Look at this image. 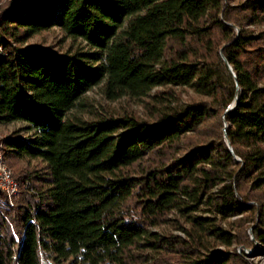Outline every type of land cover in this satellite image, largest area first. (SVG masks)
Here are the masks:
<instances>
[{
    "label": "trees",
    "instance_id": "trees-1",
    "mask_svg": "<svg viewBox=\"0 0 264 264\" xmlns=\"http://www.w3.org/2000/svg\"><path fill=\"white\" fill-rule=\"evenodd\" d=\"M232 3H9L0 126L22 127L0 140L19 188L0 264H249L248 229L264 251V0ZM99 85L146 115L81 103Z\"/></svg>",
    "mask_w": 264,
    "mask_h": 264
},
{
    "label": "rangeland",
    "instance_id": "rangeland-1",
    "mask_svg": "<svg viewBox=\"0 0 264 264\" xmlns=\"http://www.w3.org/2000/svg\"><path fill=\"white\" fill-rule=\"evenodd\" d=\"M11 1L12 0H0V14L2 11H4L7 8V6ZM245 1L246 0H233V3L231 5L234 6L235 4H239ZM253 29L255 30V35H256L259 31L264 30V25L253 27ZM236 32L238 34L239 29H236ZM60 40H61V36L58 33V31H51L48 32L47 34H43L41 36L33 38L27 43V45L43 44L45 46L48 45L55 46L58 44ZM2 52H3L2 48L0 47V54ZM222 78L226 84H231L233 81V77L227 68L222 73ZM101 93H102L101 85L93 87L89 92L85 94L81 103L98 111L106 110V109L109 111L112 110L114 114H118V115L136 114L139 117H144L146 115L140 100L123 98L116 102H109L103 98ZM181 94L183 100H187L189 96H192L190 92L188 93V95L186 94V92H181ZM21 127L22 125L19 123L10 124L7 126H0V140H2L3 137L11 134L13 131ZM0 149H1V145H0ZM0 167H4L6 170L10 172L11 179L17 186L16 193L11 198H8L5 190L0 188V192L2 194V196L0 197V213L5 215L6 213H9L13 209L19 188L15 178L13 177V171L7 165L6 161L3 159L1 152H0ZM198 214H202V213H198ZM233 220L234 218L231 219V221ZM220 225L224 229L229 230L227 223L221 222ZM152 232H160L162 234H168L169 232H171L174 235L183 237L182 233L178 231H171L167 227L161 229H152ZM246 232L253 243L251 246L247 248L246 247L237 248L236 249L237 253L243 258L244 261H246L249 264H264V251L262 246L258 242H254L250 229H248ZM218 249L225 250V248L223 247H219Z\"/></svg>",
    "mask_w": 264,
    "mask_h": 264
},
{
    "label": "built area",
    "instance_id": "built-area-1",
    "mask_svg": "<svg viewBox=\"0 0 264 264\" xmlns=\"http://www.w3.org/2000/svg\"><path fill=\"white\" fill-rule=\"evenodd\" d=\"M0 188L5 190L8 198H11L17 190L16 184L11 179L10 172L4 167H0Z\"/></svg>",
    "mask_w": 264,
    "mask_h": 264
},
{
    "label": "water",
    "instance_id": "water-1",
    "mask_svg": "<svg viewBox=\"0 0 264 264\" xmlns=\"http://www.w3.org/2000/svg\"><path fill=\"white\" fill-rule=\"evenodd\" d=\"M223 62L226 66V68L228 69V71L230 72V74L232 75L233 79H234V82L235 84H237L236 82V77L234 75V72L232 70V68L230 67V65L228 64V62L223 58ZM236 104H237V99L234 100V102L228 107V109L226 110L225 114L231 112L235 107H236ZM227 146L229 148V150L232 152V149H231V146L229 144V142L227 141ZM234 159L238 162L239 160L237 159V157H234Z\"/></svg>",
    "mask_w": 264,
    "mask_h": 264
}]
</instances>
